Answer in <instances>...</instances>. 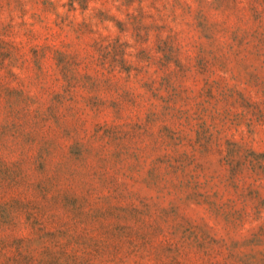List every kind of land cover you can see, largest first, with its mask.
Masks as SVG:
<instances>
[{
    "label": "rangeland",
    "instance_id": "374dc122",
    "mask_svg": "<svg viewBox=\"0 0 264 264\" xmlns=\"http://www.w3.org/2000/svg\"><path fill=\"white\" fill-rule=\"evenodd\" d=\"M0 264H264V0H0Z\"/></svg>",
    "mask_w": 264,
    "mask_h": 264
}]
</instances>
